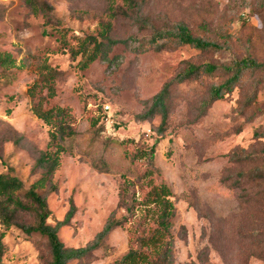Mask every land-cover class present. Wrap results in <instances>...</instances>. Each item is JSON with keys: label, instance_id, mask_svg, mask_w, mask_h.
Returning <instances> with one entry per match:
<instances>
[{"label": "rangeland", "instance_id": "1", "mask_svg": "<svg viewBox=\"0 0 264 264\" xmlns=\"http://www.w3.org/2000/svg\"><path fill=\"white\" fill-rule=\"evenodd\" d=\"M39 1L51 7V24L31 14L23 0H0V51L19 64L0 70V174L18 177L26 191L43 173L36 161L47 148L50 128L31 113L27 89L38 79L37 67L47 62L59 77L55 97L43 93V107L68 108L76 135L62 143L51 181L57 189L47 185L37 191L50 212L46 224L63 221L72 203L75 212L58 230V238L67 248H85L108 219L128 218L101 248L69 264L118 261L139 231L153 224L156 215L150 210L125 213L133 195L141 200L150 190L143 175L148 162L139 154L152 146L157 172L153 182H162L173 194L171 264H264V73L247 77L206 110L210 88L226 75L172 85L166 126L159 136L160 116L142 119L151 99L187 64L229 65L250 57L264 65V0H146L137 14L111 22V37L127 41L112 49L114 64L97 60L85 71L61 51L50 26L80 37L95 34L109 21L107 0ZM175 23L221 49L200 52L184 46L136 52L153 28ZM254 80L261 84L255 101L246 105ZM256 172L262 178L250 180L247 174ZM17 198L27 209L11 217L13 225L1 241L0 264H51L46 238L20 229L34 227L36 217L23 192Z\"/></svg>", "mask_w": 264, "mask_h": 264}, {"label": "trees", "instance_id": "2", "mask_svg": "<svg viewBox=\"0 0 264 264\" xmlns=\"http://www.w3.org/2000/svg\"><path fill=\"white\" fill-rule=\"evenodd\" d=\"M146 0H107V16L109 21L100 24L95 34H85L82 37L71 32L67 28L53 26L51 31L58 34L61 51L66 53L73 61H76V68L80 71L87 70L95 61H101L111 66L115 58H109L112 49L121 44L127 45V41L114 40L110 33L112 30V21L118 18H129V14H137ZM24 5L34 16L41 15L51 24L52 9L51 7L39 0H23ZM140 24H146L145 20L136 18ZM44 35L47 32L44 30ZM190 47L200 52L219 51L221 46L215 42L208 41L202 37H196L183 23H175L169 27L152 29L151 34L137 45L136 52H162L169 49L180 47ZM19 64L16 59L8 52L0 51V70L5 72L18 68ZM24 65V64H22ZM38 79L33 82L27 89V95L32 101L31 113L36 119L50 128L49 142L47 148L42 152L36 161V167L41 168L43 173L28 190L23 191L21 180L9 173L0 174V263L3 246L1 241L4 233L8 231L12 224L11 217L17 210H26L20 200L17 198L18 193L23 192L24 198L34 208L36 225L34 227H23L20 229L26 234H39L46 238L50 255L51 264H69L78 260L88 253L101 248L106 237L116 228H122L123 223L128 222L127 216L121 221L108 219L102 230L96 234L92 242L85 248H67L58 238V230L67 226L75 212V207L71 203L63 221L57 222L55 226L46 224L50 215L47 208L46 200L37 193L38 190L49 185L51 191L57 188L51 184L52 177L58 169L59 155L64 151L62 143L76 135L72 129L71 116L68 108L52 107L44 109L45 96L48 99L56 95V83L59 72L47 62H42L37 67ZM224 74L226 79L219 85L211 87L208 93V101L204 104L203 110L208 109L213 103L222 100L225 96L231 94L247 77H253L256 74L264 73V65L258 63L254 58L246 57L240 60H233L229 65H215L205 63L200 65L187 64L185 69L176 75V77L163 89L157 93L150 101L148 111L142 116V119L152 118L154 115L160 116V124L156 129L157 136L161 135L167 122V100L170 96V87L185 82L197 81L202 76L213 74ZM260 80H254L252 91L246 101V105L255 101ZM43 93H45L43 95ZM154 146L145 154H139V159L147 160L149 169L143 174L148 179L150 190L137 200L132 196L131 205L125 206V213L129 216L134 215L136 210H142L145 213L152 211L156 217L153 219L149 229L145 226L139 231L134 244H130L128 252L118 261L111 264H171L172 257V238L170 235L171 219L173 218L175 207L171 199L173 194L171 190L162 182L155 184L153 175L156 170L153 167ZM0 155V161H1ZM157 174V172H156ZM155 174V175H156ZM245 176L244 174H242ZM250 180L261 179L259 172L255 176L247 174ZM245 176V177H247ZM10 206L12 208H10ZM145 223V222H144ZM148 225V224H146Z\"/></svg>", "mask_w": 264, "mask_h": 264}, {"label": "built area", "instance_id": "3", "mask_svg": "<svg viewBox=\"0 0 264 264\" xmlns=\"http://www.w3.org/2000/svg\"><path fill=\"white\" fill-rule=\"evenodd\" d=\"M104 109H105V111H108V107L107 106H104Z\"/></svg>", "mask_w": 264, "mask_h": 264}]
</instances>
